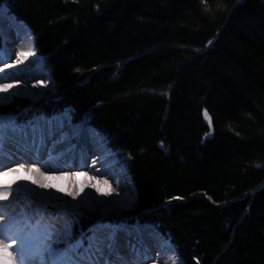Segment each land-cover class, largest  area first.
<instances>
[{
  "label": "trees",
  "instance_id": "1",
  "mask_svg": "<svg viewBox=\"0 0 264 264\" xmlns=\"http://www.w3.org/2000/svg\"><path fill=\"white\" fill-rule=\"evenodd\" d=\"M0 4L56 80L43 112L87 118L124 161L129 215L185 264H264V0Z\"/></svg>",
  "mask_w": 264,
  "mask_h": 264
},
{
  "label": "snow or ice",
  "instance_id": "2",
  "mask_svg": "<svg viewBox=\"0 0 264 264\" xmlns=\"http://www.w3.org/2000/svg\"><path fill=\"white\" fill-rule=\"evenodd\" d=\"M10 17L5 5L0 4V80L9 78L5 70L22 64L29 57L36 56L34 44L29 42L27 50H21L18 54L10 52L6 48L7 41L4 40V25ZM211 43V41L209 42ZM16 55L15 64H8L6 58ZM42 61H34L33 64ZM32 65H29V68ZM21 71H27L22 69ZM51 81L52 87L46 92L31 93L32 96H48L56 92L57 84L54 77H47ZM40 85L45 84V80L39 81ZM17 87L14 83H0V93H7L10 89ZM26 90L18 89L10 96H0V105L10 102L14 96L22 95ZM67 114H61L59 118L48 116H35L26 122H19L17 117H5L0 115V177H7L12 174L24 173L21 177L28 183L21 184L13 190L12 185L0 181V201H7L13 196L12 204L21 202V193H31L33 198H40L49 203L57 202L54 207L58 208L56 212H40L33 209L30 204L25 205L15 216H10L7 222H0V264H15L13 249L20 254L21 264H30L38 261V264H47L45 254L50 259L51 264H138V260L132 257L142 258L145 262L149 258L147 241L142 228H131L122 222L104 223L96 222L84 229L80 225L77 217L82 216V212L70 211L69 209H80L88 205L89 201H95L99 204H110L124 207H131L135 200L129 198L127 202L121 199L111 201H97L96 197L89 193L79 204H72L62 196H55L54 192H38V189L52 190L65 193L68 197L75 200L80 196L84 188H92L101 196H111L115 192L112 184L107 179H97L96 176H89L87 171H65L60 167L63 162L67 164V157L76 154V148L73 142L83 139L88 133L94 130L88 129L87 118L80 123H74L71 120L72 112L65 109ZM203 116L211 127L212 118L208 111H203ZM96 138L101 143H105L100 133L94 132ZM22 143L29 147L35 157L32 163L20 162L16 166H5V160H11L13 150L16 149V143ZM18 151V149H16ZM79 155L83 157L84 152L81 149ZM103 159V157H102ZM38 163H43L48 171H42ZM93 165L95 161L92 162ZM59 173V174H57ZM78 177H84V183L76 187ZM67 180L71 181L68 189L60 188L52 181ZM119 185V181H117ZM129 191L135 194L132 189L125 188V195ZM12 205L0 204V207H11ZM45 216L48 218L46 219ZM2 218V217H0ZM63 218L64 223L57 226V222ZM154 232V230H152ZM163 240V237H159ZM135 237V242H133ZM19 242L20 247H16ZM165 245L171 250L175 248L170 240L164 241ZM63 244L62 249H57L54 245ZM172 264H176V258L172 259ZM180 264H185L180 261Z\"/></svg>",
  "mask_w": 264,
  "mask_h": 264
},
{
  "label": "bare ground",
  "instance_id": "3",
  "mask_svg": "<svg viewBox=\"0 0 264 264\" xmlns=\"http://www.w3.org/2000/svg\"><path fill=\"white\" fill-rule=\"evenodd\" d=\"M4 39L7 41L6 48L14 53L18 54L21 50H27V45L29 44V34L24 26L21 23L14 21L12 19H8L4 25ZM16 55H13L11 58H6V62L8 64H15ZM33 60L29 57L26 61L22 64L15 65V67L7 68L5 70L6 74H8L9 78L0 80V83H14L17 87L10 89L7 93H0V96H10L12 93L16 92L18 89L26 90L21 96H31V93H38L44 92L46 88L44 85H40L38 81L44 79L42 75L38 76V70H33L32 67L29 68V65H33ZM0 67H3V64L0 63ZM22 69H27V71H21ZM4 75V74H0ZM45 80V79H44ZM74 147L77 145L79 147L76 148L75 155H69L67 157V164L65 165L63 162L61 163L60 167H62L65 171L73 172V171H87L89 176H96L97 179H107L112 184L113 187L117 185V181L120 182L121 178H117L114 172V164H111L110 155L108 154V150L104 143L101 141L96 140L95 138H91L87 134L84 136L83 139L77 140L73 142ZM18 149V151L16 150ZM16 149L13 150V157L11 160H5V166H16L20 162L25 163H32L35 157H31L27 151H31L29 147L23 145L22 143H16ZM83 150L84 155L81 157L79 155L80 150ZM32 153V151H31ZM103 157V159H102ZM93 161L95 164L93 165ZM79 163H83L82 167H79ZM38 167L41 168L42 171H48L44 167L43 163H38ZM59 174V173H57ZM24 173L20 174H12L7 177H0V181L5 184H10L15 190L16 187L20 186L21 184L28 183L27 181H23L21 179L24 176ZM5 179L7 181H5ZM80 179H84L83 177H78L76 181V187H80L78 181ZM58 187L68 189L71 181L67 180H60V181H52ZM82 186V185H81ZM32 188H37L38 192H54L55 196L60 197L62 194L66 195L62 192H55L54 189L52 190H44L38 189L36 185H31ZM87 191H90L95 197H99V193H96L94 189L88 187ZM112 194H116L113 192ZM16 193L13 191V196L9 197L7 201H0V204L3 205H12L11 207H0L2 209V213L0 214V222H7L10 216H15L21 209L25 208V205L30 204L33 209H36L40 212H44L47 209V212H55L52 209L57 202L53 201L51 203L41 200L40 198H33L31 193H21V202L17 204H12V199L15 197ZM83 195V194H81ZM113 195V196H114ZM86 197V196H85ZM85 197L79 196L78 200L82 201ZM104 197V196H103ZM107 197V196H106ZM115 197V196H114ZM65 198V197H64ZM118 198V197H117ZM77 199V198H76ZM91 201H89L90 203ZM110 207V206H109ZM47 219L48 217L45 216ZM63 223L57 224V226H61ZM133 242H135V237L132 238ZM145 240L147 241L146 247H148L149 258L145 262L142 258L134 257L139 261L140 264H172L170 256L166 253L167 250L161 246L160 240L157 237L145 233ZM16 247H20L19 242H17ZM54 247H57L54 245ZM13 255L15 257V264H21L20 254L15 252L13 249ZM45 260L47 264H51L50 259L45 254ZM32 262H30L31 264Z\"/></svg>",
  "mask_w": 264,
  "mask_h": 264
},
{
  "label": "rangeland",
  "instance_id": "4",
  "mask_svg": "<svg viewBox=\"0 0 264 264\" xmlns=\"http://www.w3.org/2000/svg\"><path fill=\"white\" fill-rule=\"evenodd\" d=\"M12 20L17 21L16 19H12ZM17 22H19V21H17ZM19 23H21V22H19ZM21 25L24 26L23 23H21ZM25 29L27 30V33L29 34L30 42L34 44L33 37L31 35V33L29 32V30L26 27H25ZM31 59L33 60V62L34 61H42L40 59V57H38L37 55L36 56H32ZM32 68H33V70L37 69L38 72H39L38 76H40V74H41L42 77L45 79V84L47 85V88H46V90L44 92H46L49 88L52 87V84H51V81H49L47 79L49 74L44 70L43 63L42 62H37V63L32 65ZM55 97H58L56 92L54 94H51V95H48V96H32L31 97V96L18 95V96H14L10 102H5L3 105H0V110L4 111L5 110L4 108L10 107V108H12V110H9V111H14V113H16V112H23L24 113V112H27V110L26 109H21V107L19 106L22 101H24V102L27 101L29 103L38 102V104L42 103V104L47 105V104H49L50 99L51 98H55ZM30 109H31V107H30ZM32 111H33V109H32ZM39 111H40V109L35 107L33 112L38 114ZM61 114H67V113L66 112H61V113L58 114V116H55L54 118H59V116ZM2 115L7 116L6 114H2ZM8 116H15V114L12 113V114H10ZM72 119L73 118L71 116V120ZM88 129L94 130V129L90 128V127H88ZM94 132H96V131L94 130ZM94 132L93 133H88L87 135L90 136L91 138H95L96 140L100 141L99 138L95 137ZM104 145L106 146V148L108 150V154L110 155L111 164L115 163L114 164V166H115L114 167V172L116 174V177L117 178H121V179H120L119 185H116L115 187H113V188H115V193H116L115 195L112 194L111 196H107V197L106 196L103 197L101 195H98L99 197H96V200L97 201H111V200H117V199L123 198V200L125 202H127L129 198H132V199H134L136 201L137 200V190H136L135 184H134L130 174L127 172V169L125 167L124 161L118 156V154L116 152H113L108 147L107 143L106 144L104 143ZM5 181H7V180L5 179ZM78 183H79L80 186L83 185V183H84L83 179H80L78 181ZM126 187L128 189H132L134 187L135 194L133 195V193L131 191H129L128 195L126 196L125 195V188ZM87 190H88L87 188H84L83 191L81 192V194H83V195L80 194V196L81 197L82 196L83 197L88 196L90 191H87ZM61 196L63 198L65 197L64 198L65 200L71 201V203L74 204V205L80 203V201L78 200L79 197H77V199L73 200L72 197H68L65 194H62ZM135 204H136V202H135ZM135 204L133 206H131V207H127L126 206L123 209H121V208H119L118 206H115V205L99 204V203H96L95 201H91L90 203H88V205H86L83 208H80V209H69V210L70 211L82 212V216L77 217V219H79L80 225H82L83 228H84V224H86V222L88 223L87 219H90L92 214L93 215L96 214L97 217H101L103 219V221H101V222H104V223H108V222H112V223L122 222V223L127 224L131 228L141 227L144 230V233L151 234V235H153L155 237H157L156 233H158L159 237H163V240H160V244H161V246L163 245L162 247L165 249V251L167 250L166 253L168 254V256H170L171 261H172L173 258H176V264H180L181 260L178 257V255L176 253V250L175 251H171L165 245L164 241H168V239L164 235H162L156 228L154 229L152 226L136 223V220L131 215H129L128 212L133 210V208L135 207ZM50 210H54L56 212V211H58V208L53 206L52 209H50ZM83 219H85V222H83ZM58 222L59 223L60 222L64 223L63 218L60 221H58ZM58 222H57V224H58ZM152 230H154V232ZM157 239H158V237H157ZM56 246L57 247H55V248H57V249H62L64 247L63 244H57ZM31 264H38V261L32 262Z\"/></svg>",
  "mask_w": 264,
  "mask_h": 264
}]
</instances>
